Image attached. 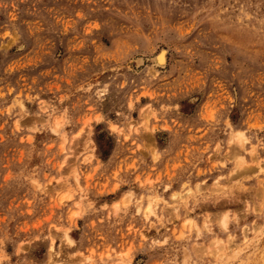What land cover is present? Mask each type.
I'll use <instances>...</instances> for the list:
<instances>
[{
    "label": "rangeland",
    "instance_id": "1",
    "mask_svg": "<svg viewBox=\"0 0 264 264\" xmlns=\"http://www.w3.org/2000/svg\"><path fill=\"white\" fill-rule=\"evenodd\" d=\"M0 264H264V0H0Z\"/></svg>",
    "mask_w": 264,
    "mask_h": 264
},
{
    "label": "bare ground",
    "instance_id": "2",
    "mask_svg": "<svg viewBox=\"0 0 264 264\" xmlns=\"http://www.w3.org/2000/svg\"><path fill=\"white\" fill-rule=\"evenodd\" d=\"M165 53L162 52L159 56H158V61L161 62V63H164L165 62ZM162 65V64H161Z\"/></svg>",
    "mask_w": 264,
    "mask_h": 264
}]
</instances>
